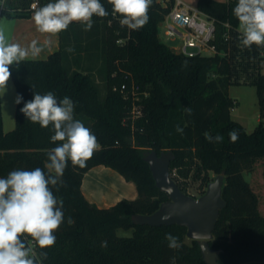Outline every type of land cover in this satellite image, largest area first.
Returning <instances> with one entry per match:
<instances>
[{
    "label": "trees",
    "instance_id": "16d2710c",
    "mask_svg": "<svg viewBox=\"0 0 264 264\" xmlns=\"http://www.w3.org/2000/svg\"><path fill=\"white\" fill-rule=\"evenodd\" d=\"M37 2L35 9L30 4ZM54 0H6L0 17H28ZM238 0H197L196 6L217 22L211 55H184L161 42L159 24L166 9L155 1L149 8L148 23L130 30L123 44L116 39L125 27L112 16L108 0L101 3L106 17H93V27L85 30L73 22L59 32L60 45L43 59H25L10 66L16 96L23 99L15 108V126L4 132L0 99V178L13 170L44 169L47 155L62 142H52L54 128L29 121L20 111L34 94L53 92L59 103L65 96L75 105L74 119L82 121L97 137L100 148L85 168L69 162L63 183L49 185L57 200H63L64 222L54 233L55 245L41 249L24 235L26 247L33 241L35 264H204L198 240L184 242L186 227L178 224L151 226L134 224L132 214H150L168 200L156 187L144 156L148 151L172 150L169 169L207 185L209 174L224 175L225 201L208 244L218 250L220 264H264V46L246 48L241 44L239 22L233 14ZM224 23L229 26L225 40ZM242 60L256 56V87L259 121L251 132L233 120L234 101L228 94L231 67L236 54ZM102 83V84H101ZM125 87L122 88L121 86ZM136 88L141 115L131 117V90ZM192 109V115L185 112ZM179 125L182 133L176 131ZM235 129L238 139L228 133ZM208 132L223 136L221 143H210ZM104 165L132 181L134 199H121L109 207L90 203L80 185L90 168ZM249 175L245 178L243 172ZM180 190L184 188L174 180ZM255 181H258L257 183ZM59 189V191H57ZM59 203L57 207H59ZM71 217L74 223L69 225ZM119 229L131 230L118 235ZM178 238L180 247L171 249L165 235Z\"/></svg>",
    "mask_w": 264,
    "mask_h": 264
},
{
    "label": "clouds",
    "instance_id": "9594fccd",
    "mask_svg": "<svg viewBox=\"0 0 264 264\" xmlns=\"http://www.w3.org/2000/svg\"><path fill=\"white\" fill-rule=\"evenodd\" d=\"M108 3L112 6V15L122 17L119 20L121 26L139 30L150 19L148 12L152 0H108ZM233 14L239 22L241 44L246 48L264 46V0H238ZM108 15L101 0H54L39 7L32 19L37 31L56 34L67 30L73 22L82 23L86 31L91 30L94 16L102 18ZM41 51L35 40L28 48L9 43L4 31L0 30V92L6 90L12 75L10 66L27 59L30 54L36 57ZM22 99V95L17 94L15 103L20 104ZM74 108L69 97L65 96L58 103L54 93L49 91L44 95L34 94L33 99L20 109L29 121L42 128L51 124L55 130L51 141L62 143L51 149L44 166L49 172H54V176H46L44 169L36 167L13 170L0 178V264H35L30 257L32 249L26 247L21 239L24 235L36 241L41 249L55 245L54 233L64 222L63 200H57L49 185L63 183L61 178L69 162L74 167L85 168L100 148L90 128L74 119ZM185 112L192 115L191 108H185ZM176 131L182 133L184 130L177 125ZM228 135L232 142L238 139L235 129ZM204 136L210 143L223 141L219 134L213 137L205 132ZM161 219L168 220L169 217ZM73 223L69 217L68 224ZM165 239L169 248L180 247L178 238L171 233H167Z\"/></svg>",
    "mask_w": 264,
    "mask_h": 264
},
{
    "label": "water",
    "instance_id": "95a60500",
    "mask_svg": "<svg viewBox=\"0 0 264 264\" xmlns=\"http://www.w3.org/2000/svg\"><path fill=\"white\" fill-rule=\"evenodd\" d=\"M174 156L172 150L161 151L159 154L152 150L145 154L144 160L149 166L156 187L164 191L169 199L150 214H132L131 221L134 224L151 226H185L186 237L198 240L204 264H220L218 250L212 248L207 241L212 239L219 210L225 205L222 198L224 175H215L207 184L206 190L198 197H193L182 192L170 175L169 164ZM164 216L169 219L162 220Z\"/></svg>",
    "mask_w": 264,
    "mask_h": 264
},
{
    "label": "crops",
    "instance_id": "0c3cea01",
    "mask_svg": "<svg viewBox=\"0 0 264 264\" xmlns=\"http://www.w3.org/2000/svg\"><path fill=\"white\" fill-rule=\"evenodd\" d=\"M34 12H32L28 17L8 18L1 16L0 30L4 31L5 37L9 43H17L24 48H28L33 40L37 41V47L42 48V51L38 56L33 57L30 54L28 58L43 59L59 48V34L41 33L37 31L36 25L32 19ZM238 31H240L239 27ZM15 98L16 90L12 78L10 77V80L7 82L6 90L0 92L4 132L12 130L15 126ZM7 99H9L10 112L12 111L14 114V124L12 125L10 122V124L5 127L3 106ZM87 174L91 175L89 180H92H90V182L86 184V187L84 188ZM100 182H103V184ZM80 188L84 197L90 203H94L99 207H109L121 199H134L137 196V190L135 184L132 181H127L118 172L104 165L94 166L84 173ZM90 196L94 198L90 199ZM95 197H103L100 199L103 202L100 203Z\"/></svg>",
    "mask_w": 264,
    "mask_h": 264
},
{
    "label": "built area",
    "instance_id": "2783aa9c",
    "mask_svg": "<svg viewBox=\"0 0 264 264\" xmlns=\"http://www.w3.org/2000/svg\"><path fill=\"white\" fill-rule=\"evenodd\" d=\"M152 1L166 9L164 17L159 24V30H162L167 38L178 40L177 46L172 48L175 52L188 56L195 54L211 55L217 52L214 42L217 22L213 17L200 10L196 5H189L182 0ZM5 2L6 0H0V10L4 8ZM33 5L36 6L37 2L30 4V10L35 9ZM113 18L119 22L122 17L117 14ZM224 26L226 30L223 33V37L228 40L229 26L227 23H224ZM124 27L126 28V34L116 39L117 44L125 43L131 36V29L127 26ZM121 87L124 88L125 86L122 85ZM136 93V88L133 86L131 90V117L133 119L141 115L139 105L136 103L139 100V96ZM28 245V248L32 249L30 256H33L35 254L33 241H30Z\"/></svg>",
    "mask_w": 264,
    "mask_h": 264
},
{
    "label": "rangeland",
    "instance_id": "374dc122",
    "mask_svg": "<svg viewBox=\"0 0 264 264\" xmlns=\"http://www.w3.org/2000/svg\"><path fill=\"white\" fill-rule=\"evenodd\" d=\"M185 3L195 6L197 0H182ZM158 36L161 42L165 43L170 48L176 47L178 44V40H171L167 38L162 30H159ZM231 83L229 86L228 94L232 101H234V104L232 105V108L230 109V116L233 120H236L242 124L244 129L247 132H251L254 127L258 124L259 121V108H258V99L256 95V87L252 83L254 80V77L257 73L256 68V56L250 55L245 60H242L241 56H239V53L236 54L233 66L231 67ZM261 72H264V64H262V68L260 70ZM102 84V83H101ZM137 94V93H136ZM4 125L7 127L10 122L12 125L14 124V117L13 112H10V104L9 99H7L4 102ZM170 175L173 178V180H176L180 183V185L184 188L186 194H189L193 197H198L201 195L205 190L207 185H205L204 182L201 180H193L191 177L192 171L188 173V176L186 178L182 177L181 175L178 176V172L176 169H169ZM92 174V173H91ZM245 178L249 179V175L244 171L243 172ZM91 175L87 174L85 179L84 188L86 187V184L90 182L89 177ZM209 176H212V180L215 176V174L210 173ZM250 180V179H249ZM256 183L258 181H255ZM103 184V182H100ZM256 188L258 191L262 192V187L257 183ZM94 198L92 196L89 197ZM96 198V197H95ZM103 197L96 198L101 203L100 199ZM118 235H130L131 230H123L119 229L117 231ZM190 240L188 237H185L184 242L190 243Z\"/></svg>",
    "mask_w": 264,
    "mask_h": 264
}]
</instances>
